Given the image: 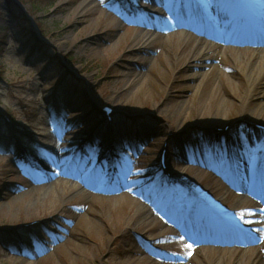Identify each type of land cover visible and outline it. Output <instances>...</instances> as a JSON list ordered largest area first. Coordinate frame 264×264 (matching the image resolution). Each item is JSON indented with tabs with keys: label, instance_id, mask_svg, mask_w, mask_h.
I'll return each mask as SVG.
<instances>
[{
	"label": "rangeland",
	"instance_id": "374dc122",
	"mask_svg": "<svg viewBox=\"0 0 264 264\" xmlns=\"http://www.w3.org/2000/svg\"><path fill=\"white\" fill-rule=\"evenodd\" d=\"M16 1L23 18L0 0V264H213L222 250L183 245L166 203L191 208L188 184L224 210L239 196L208 150L247 149L250 134H261L244 117L247 79L234 61L255 51L212 47L214 65L193 78L190 49L202 42L188 34L178 47L183 35L164 27L183 0ZM214 1L183 4L214 19ZM148 18L154 34L137 42L144 26L136 20ZM35 42L46 53L30 51ZM202 149L207 162L192 164ZM254 153L251 179V159L264 152ZM251 205L233 216L247 240L233 257L245 246L264 263V236L247 230Z\"/></svg>",
	"mask_w": 264,
	"mask_h": 264
},
{
	"label": "bare ground",
	"instance_id": "6f19581e",
	"mask_svg": "<svg viewBox=\"0 0 264 264\" xmlns=\"http://www.w3.org/2000/svg\"><path fill=\"white\" fill-rule=\"evenodd\" d=\"M259 2V0H254ZM254 3V5L256 4ZM151 6V5H149ZM257 8V7H256ZM149 25V24H145ZM172 27V26H170ZM181 27L178 28H171L172 33H181L182 29ZM149 33V31H148ZM147 31L143 30L142 32L138 33L134 36V39L137 42L146 43L148 42L149 38L153 35V33L148 34ZM187 35H183L181 42L182 44L179 45L183 46L187 43ZM263 40L262 37L258 36L256 37V40L258 43ZM190 58L195 61L196 70L192 73V77L197 78L198 76L204 77L206 75V72L203 73L201 69L206 65H210V67L214 64H212L211 59H217L216 55L212 54V44H205L201 43L200 45H194L190 49ZM241 60H240V59ZM238 64L241 65V68H243L245 76H246V86L243 90V113L245 114L244 117L248 118L252 122H255L256 124H262L264 125V90H260L261 86L264 85V51H255L250 56H244L243 59L240 55H237L235 57V60ZM209 67V66H208ZM247 71V72H245ZM200 87V86H199ZM242 101V100H241ZM254 102V103H253ZM245 103L250 105V103H253V106L250 108H245ZM248 116V117H247ZM254 130V127L252 128ZM250 136L252 137V142H258L262 139L263 134L258 133L257 136L255 134L251 133ZM261 138V139H259ZM47 175H43L40 180L35 181H45L47 180ZM244 186V185H243ZM37 190V188H34ZM45 191V189H44ZM228 192L224 191V195H226ZM29 194V191H23L19 194L20 197H24ZM243 194H241L238 199H236L232 205V208H230L228 211L231 214H237L240 212V206L241 202L246 201V197ZM248 202V200H247ZM143 208V207H142ZM144 211V209H142ZM145 214L139 213L137 215V221L141 222L145 220ZM251 226L255 227V232L257 233L258 237L261 236L260 233H262V236H264V214L262 212L254 213V216L251 219ZM264 244V243H263ZM236 248L231 249L228 251L229 253H232L231 255L227 254L225 251H222L220 253L219 257L216 258V261L213 264H264L263 261L259 258L257 249L256 250H249V249H242L241 253L237 257V259H234V254H236ZM234 256V257H233ZM219 258V259H218ZM231 261H227V260ZM218 260V261H217ZM152 264H156V262H152Z\"/></svg>",
	"mask_w": 264,
	"mask_h": 264
},
{
	"label": "trees",
	"instance_id": "16d2710c",
	"mask_svg": "<svg viewBox=\"0 0 264 264\" xmlns=\"http://www.w3.org/2000/svg\"><path fill=\"white\" fill-rule=\"evenodd\" d=\"M6 2V10L12 14V15H15V16H18L20 18H23L21 17L22 15L20 13L21 12V9L19 8V6L14 2V0H4ZM19 8V9H18ZM20 12V13H19ZM3 40H4V34H1L0 33V56L2 55V51H3V48H2V43H3ZM43 44L42 43H38V42H35L33 43V46L31 45L30 47V51H33L34 49L38 50L39 52H45V47L44 45L42 46Z\"/></svg>",
	"mask_w": 264,
	"mask_h": 264
}]
</instances>
